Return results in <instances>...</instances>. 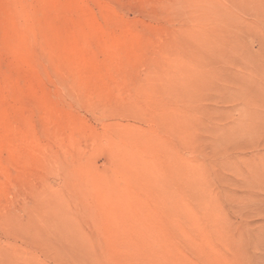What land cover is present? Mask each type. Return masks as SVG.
<instances>
[{
    "label": "rangeland",
    "instance_id": "rangeland-1",
    "mask_svg": "<svg viewBox=\"0 0 264 264\" xmlns=\"http://www.w3.org/2000/svg\"><path fill=\"white\" fill-rule=\"evenodd\" d=\"M0 264H264V0H0Z\"/></svg>",
    "mask_w": 264,
    "mask_h": 264
}]
</instances>
